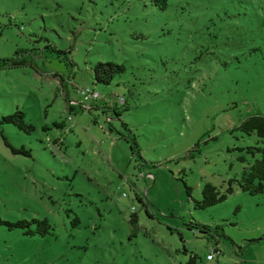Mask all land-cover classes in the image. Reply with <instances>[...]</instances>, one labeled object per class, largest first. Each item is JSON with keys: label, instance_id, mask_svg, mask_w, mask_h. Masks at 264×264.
<instances>
[{"label": "rangeland", "instance_id": "obj_1", "mask_svg": "<svg viewBox=\"0 0 264 264\" xmlns=\"http://www.w3.org/2000/svg\"><path fill=\"white\" fill-rule=\"evenodd\" d=\"M155 1L0 0V59L39 54L0 68V218L53 227L42 236L0 225V264H264V194L235 187L196 209L207 183L225 191L253 161L245 149L258 138L237 127L264 115V0H168L164 11ZM99 62L126 73L96 85ZM87 89L102 100L85 101ZM120 97L118 120L104 100ZM17 111L35 132L1 123ZM194 222L230 240H209Z\"/></svg>", "mask_w": 264, "mask_h": 264}, {"label": "trees", "instance_id": "obj_2", "mask_svg": "<svg viewBox=\"0 0 264 264\" xmlns=\"http://www.w3.org/2000/svg\"><path fill=\"white\" fill-rule=\"evenodd\" d=\"M156 3H163L164 6L161 9L164 11L168 8V0H156ZM45 49L50 50L52 53L63 56L64 58L68 59V55L72 53L70 51H62L58 50L53 47L50 43L47 44ZM32 55V54H31ZM38 53L32 55V58L29 59L25 56H15L11 59H0V68H12V67H19V66H26L32 64L33 56H38ZM93 78L94 83L96 85H104L109 86L113 83V81L123 74L126 73V67L124 65H120L113 62H99L93 67ZM76 91H79V88L73 84ZM124 99V103L121 105L125 106L127 110L128 100L124 97H120ZM116 100L115 106H112L110 103L104 100V107L112 112L115 115V118L120 120L121 119V111L118 108L117 104L119 103V99ZM71 106H68V112L74 111V107L72 105V101L70 98H67V102ZM99 100H91V102H97ZM72 119V118H70ZM3 124H12L17 127L19 130L24 131L27 134H31L36 131V128L33 124L28 123L26 121V114L21 111H17L14 115L3 117L1 120ZM124 128L129 133L127 135L128 141L132 144V151L133 153L142 159L141 149L137 141V137L132 133L130 128L127 124L123 123ZM237 130L241 131L247 136L255 135L258 138L257 146L248 147L245 149L246 154L253 159L252 162H249L248 165L243 169L239 179H232L228 182V188L225 191H222L220 188L216 187L213 184L207 183L203 188V197L202 200L196 201V209L198 210H206L210 207L216 206L228 199V197L235 192V187H238L242 192L250 195V196H259L264 194V115L261 113H254L246 117L243 121L240 122ZM3 139L5 144L11 148L14 154H20L24 156H31V151L27 150L25 147L15 148L7 139L6 136L3 135ZM244 151V149H241ZM240 160L242 162H247L245 157H241ZM185 187L191 196L192 189L185 184ZM76 224L80 223L79 218L75 220ZM138 216L133 214L131 217V223L134 226L138 225ZM7 225L10 228L21 229L25 230L26 234L34 235V234H41L42 236L48 235L53 231V227L50 222L46 219L43 221L40 220H33V221H19L17 223H9L3 221L0 218V225ZM75 224V225H76ZM32 225H37L38 228L33 230ZM189 229L198 231L200 234L204 235L209 240H215L219 242L221 239H229L224 233L223 227L219 226L216 228H212L210 226L194 222L186 224ZM217 252V250L215 251ZM198 256L193 255L187 264H197Z\"/></svg>", "mask_w": 264, "mask_h": 264}, {"label": "built area", "instance_id": "obj_3", "mask_svg": "<svg viewBox=\"0 0 264 264\" xmlns=\"http://www.w3.org/2000/svg\"><path fill=\"white\" fill-rule=\"evenodd\" d=\"M80 94L81 96L84 98L85 101L89 102L91 100H99L102 98V96L95 90L92 89H87V90H80ZM119 103L123 104L124 103V99L120 98L119 99ZM215 251L213 250V253H211L208 256V260H214L215 257Z\"/></svg>", "mask_w": 264, "mask_h": 264}]
</instances>
